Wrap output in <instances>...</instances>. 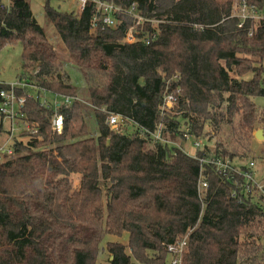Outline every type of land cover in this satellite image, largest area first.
Masks as SVG:
<instances>
[{"label": "trees", "instance_id": "trees-1", "mask_svg": "<svg viewBox=\"0 0 264 264\" xmlns=\"http://www.w3.org/2000/svg\"><path fill=\"white\" fill-rule=\"evenodd\" d=\"M51 1L44 15L81 74L97 131L88 134L76 87L28 0H0V50L19 42L22 70L39 69L38 90L71 100L54 110L40 103L39 92L25 102L22 113L37 128L23 133L29 142L16 143V156L0 163V264H95L106 235L126 236V244H105L107 264H164L167 246L185 236L181 264H264V198H244L209 167L200 196L197 160L176 150L168 161L161 145L148 150L138 136L160 124L164 134H175L184 119L198 137L206 125L217 130L235 118L243 138L251 135L253 99L264 98V23L238 28L231 14L235 2L260 10L264 0H173L165 14L156 13L165 17L157 33L150 23L135 28L152 40L148 45L120 43L132 18L118 15L117 28L94 35L93 3L75 16ZM99 1L136 4L147 17L156 11L155 0ZM167 94L176 104L161 115ZM109 113L133 124L135 133L107 131ZM58 114L60 134L52 131ZM70 174L80 176L75 191ZM99 174L109 179L105 199Z\"/></svg>", "mask_w": 264, "mask_h": 264}, {"label": "rangeland", "instance_id": "rangeland-1", "mask_svg": "<svg viewBox=\"0 0 264 264\" xmlns=\"http://www.w3.org/2000/svg\"><path fill=\"white\" fill-rule=\"evenodd\" d=\"M28 2L36 21L44 29L48 41L51 43L63 63V73L69 76L70 82L76 87L77 101H79L80 103L86 125L89 127L88 134L93 135L97 130H95V128L93 127L94 116L90 106L88 105L86 85L83 82L81 74L79 73L77 67L73 65V61L69 58V51L60 41L53 26L46 20L43 10L45 0H28ZM172 3L173 0H155L154 4L156 7V11L151 13L149 17H147L143 12L140 13V15H142V23H150L152 29H154L157 33L159 25L162 23V20L165 17L163 16L164 18H157L156 13L165 14V10L169 8ZM78 5L79 3L77 0L51 1L52 7H59L61 12L72 13L75 16L79 15ZM242 9L243 8L241 7V5H239V3L235 2L233 4L231 16L238 21V24H243L245 18L247 17L246 15L253 16L255 24H259L261 22L264 23V9H260L258 11H255L254 13L250 11L243 12ZM118 25L119 21L117 22V26ZM91 34L95 35L96 31H93ZM144 37H147V35L145 34ZM21 50L22 48L19 42L13 45H5L0 50V83H3L4 85H9L12 83H24L26 84L24 89H22V92L24 94L32 98H36L38 93L40 92V103L43 106L51 107L54 110L58 109L62 105H68L69 103L67 104L62 98L54 96L50 93H46L42 90H38L37 86L35 85V76H37L39 69L38 67L29 66L27 67V70H29L27 71L28 73L25 70H22L23 62L21 58ZM253 102L255 104L254 112L255 116L257 117V123L254 126V131L251 133V135H249L248 138H243V136L238 131L237 125L239 123V118H235L232 123L222 125L217 130H213V128L210 127L209 124L206 125L202 130V134L197 137L198 141L201 143L198 149L192 146V142L183 141L181 138H177L175 134H162V137L174 142L180 149L184 150L191 156H197L202 153L204 154L203 156H206L210 161L214 158L222 159L223 163L229 167L231 173L233 174H238L240 167H247L248 164L253 163L252 168L255 171V178L261 183H264V98L256 97L253 99ZM179 123L180 128H183L186 124L184 119H180ZM188 124L190 123L188 122ZM6 129L7 122H3V124H0L1 143L4 142L5 137H7L5 133ZM106 130L113 132L115 131L124 135H131L132 133H135L136 129L135 127H133V124L125 123L123 128L113 130L110 127L106 126ZM258 130L262 131V140H257L254 137L255 132ZM138 136L146 140V146L148 150L156 149L158 144L155 140H151L150 138L145 137L141 134ZM29 140L30 138L25 137L21 131L16 133V143L21 142L26 145ZM222 150L226 152L225 156H221ZM15 156V154H13V157L10 158L4 156L3 160L7 161L14 158ZM108 180L109 179L99 174L98 181L100 183L103 199H105V194L107 193L106 185L108 184ZM69 181L71 183L72 191H75L79 187L80 176L70 174ZM233 183L239 189L243 188V186L246 185V182L243 180H241V182L233 181ZM248 186H250V184ZM254 200L255 199H253V201ZM107 242H122L126 244V236L123 235L121 238H117L111 235L104 236L102 242V250H100L95 264L108 263L107 261L109 259V256L107 251L105 250V244ZM259 243L263 247V252L260 254V256H264V239L259 241ZM164 264H167L166 260Z\"/></svg>", "mask_w": 264, "mask_h": 264}, {"label": "built area", "instance_id": "built-area-1", "mask_svg": "<svg viewBox=\"0 0 264 264\" xmlns=\"http://www.w3.org/2000/svg\"><path fill=\"white\" fill-rule=\"evenodd\" d=\"M79 3V13L84 10L88 3H93L94 10L92 14V18L90 21V33L97 30H108L113 28H117V22L120 20L118 15H124L129 18H132L134 23L131 28L125 33L124 37L120 40L121 44H134L136 42H143L148 45L152 40L144 37V35L139 36V32L135 29L136 27H142L144 23H142V15H140L141 11L138 10L136 4H132L128 7L119 6L114 3L102 2L99 0H77ZM243 8L242 11H250L255 12L259 9L248 6L244 3L239 4ZM243 24H238V28H242L246 21H253L254 17L251 15H246ZM239 18V17H238ZM252 30L249 31V37L252 36ZM154 39V38H153ZM3 84V83H0ZM24 83H12L9 85H5V88L0 89V124L3 122H7V129L5 131L7 137H5L4 142H0V163L4 162L3 157L6 156L8 158L13 157L14 145L16 133L21 131L22 133H28L29 135H34L36 133V126L30 125L26 119L24 114L22 113V109L25 105L27 98H32L28 95H17L18 89H24L26 84ZM180 90L178 89V92ZM66 103L71 101L68 98H62ZM70 103V102H69ZM176 104V97L173 94H167L163 98V102L160 107V114L165 115L166 113H170L173 111ZM179 123V120H177ZM125 123H127L122 117L115 115L113 113H109L106 118V125L113 130H117L118 128H123ZM64 126V121L61 115H55L52 120V131L60 134L62 132ZM166 130L165 126L162 124L158 125L156 130L146 136L145 131H141L140 134L150 138L151 140H155L158 145L166 151V158L168 161H171L175 155V151H180L192 159L197 160L200 163L201 169L199 173V179L197 183V191L200 196L204 194V192L208 189V181L204 175L205 168L209 167L215 171V173L228 181H240L243 180L246 182V185L243 188L239 189L236 185H233L242 191L244 198L253 200L254 194L260 195L264 198V183H261L255 178V171L252 168L253 163L247 165V167H240L238 174L231 173L229 167L223 163L222 159L214 158L213 160H209L206 156H191L187 154L184 150L180 149L177 144L174 142L167 140L162 137L164 131ZM175 135L177 138H181L183 141L192 142V146L198 149L201 143L198 141L195 136L192 127L186 123L183 128H180V125L177 126ZM208 159V160H207ZM250 184V186H248ZM188 236H185L183 239L169 244L167 246V264H181L182 258L187 252L188 247Z\"/></svg>", "mask_w": 264, "mask_h": 264}, {"label": "water", "instance_id": "water-1", "mask_svg": "<svg viewBox=\"0 0 264 264\" xmlns=\"http://www.w3.org/2000/svg\"><path fill=\"white\" fill-rule=\"evenodd\" d=\"M254 137L257 139V140H262V131L261 130H258L255 132L254 134Z\"/></svg>", "mask_w": 264, "mask_h": 264}, {"label": "crops", "instance_id": "crops-1", "mask_svg": "<svg viewBox=\"0 0 264 264\" xmlns=\"http://www.w3.org/2000/svg\"><path fill=\"white\" fill-rule=\"evenodd\" d=\"M5 1V3H8V0H4Z\"/></svg>", "mask_w": 264, "mask_h": 264}]
</instances>
